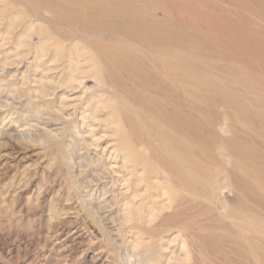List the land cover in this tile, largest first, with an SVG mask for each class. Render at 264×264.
I'll list each match as a JSON object with an SVG mask.
<instances>
[{"label":"rangeland","instance_id":"rangeland-1","mask_svg":"<svg viewBox=\"0 0 264 264\" xmlns=\"http://www.w3.org/2000/svg\"><path fill=\"white\" fill-rule=\"evenodd\" d=\"M59 1L0 0V264H264V0Z\"/></svg>","mask_w":264,"mask_h":264},{"label":"bare ground","instance_id":"bare-ground-1","mask_svg":"<svg viewBox=\"0 0 264 264\" xmlns=\"http://www.w3.org/2000/svg\"><path fill=\"white\" fill-rule=\"evenodd\" d=\"M97 0H86V3H89L88 5H78L75 3V0H60L59 1V5L63 8V10L67 11H71L72 8H77V10L81 11L80 9L85 10L86 7L89 8L92 7L93 10H98V6H102L99 4H96ZM85 3V4H86ZM108 3V2H107ZM54 4V3H53ZM109 5V4H108ZM55 6V4H54ZM107 7V5L105 6ZM80 8V9H79ZM91 8V9H92ZM113 8V7H112ZM104 11V10H103ZM102 13V12H101ZM106 13V12H105ZM74 17V16H73ZM67 22V21H65ZM68 23V22H67ZM102 25V24H101ZM82 28H86V25H81ZM142 27V26H140ZM135 31H137L140 36L138 37L140 40H143V35L149 36L152 35V31L150 30H145L142 31L139 28H136ZM132 34V33H131ZM148 38V37H147ZM149 40L151 42H153V38L149 37ZM142 43V42H141ZM155 44H157L158 42H154ZM135 81V80H134ZM137 81V80H136ZM155 91V90H154ZM157 91V90H156ZM156 93L159 94V92L157 91ZM158 97V96H157ZM160 98H155L152 100L153 104L155 106H157L159 113H160V117L163 121H165L166 125L170 128H172L173 130H175L176 132L178 131V133L183 132L189 134L190 136H197V132L196 130H194L193 125H194V119L192 117V115L189 112H181L178 113L176 112V104L175 103H171L169 101L168 96L165 93H161L159 94ZM181 108L183 109L184 106H181ZM184 110V109H183ZM186 135V134H185ZM168 137V136H167ZM248 155V154H247ZM160 163V162H159ZM162 169H164L165 171H170L171 173H174V171H177L176 166L174 165V163H171L169 161H162ZM249 167L251 169L257 170L260 174L261 177L264 178V171H261L260 169V165L258 163L255 164H248ZM168 168H172V169H168Z\"/></svg>","mask_w":264,"mask_h":264}]
</instances>
